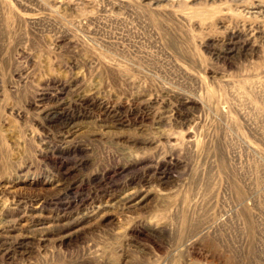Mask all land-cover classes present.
<instances>
[{"label":"rangeland","instance_id":"374dc122","mask_svg":"<svg viewBox=\"0 0 264 264\" xmlns=\"http://www.w3.org/2000/svg\"><path fill=\"white\" fill-rule=\"evenodd\" d=\"M0 264H264V0H0Z\"/></svg>","mask_w":264,"mask_h":264},{"label":"bare ground","instance_id":"6f19581e","mask_svg":"<svg viewBox=\"0 0 264 264\" xmlns=\"http://www.w3.org/2000/svg\"><path fill=\"white\" fill-rule=\"evenodd\" d=\"M64 122H65V121H64ZM64 122H63V123H64ZM72 123H73V122H72ZM65 125H66V124H65ZM66 129H67V128H66ZM62 131H63V130H62ZM21 244H22V243H21Z\"/></svg>","mask_w":264,"mask_h":264}]
</instances>
